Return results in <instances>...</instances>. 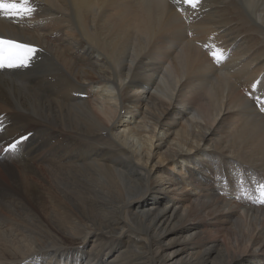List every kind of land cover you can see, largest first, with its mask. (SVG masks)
Returning <instances> with one entry per match:
<instances>
[{"label": "bare ground", "instance_id": "1", "mask_svg": "<svg viewBox=\"0 0 264 264\" xmlns=\"http://www.w3.org/2000/svg\"><path fill=\"white\" fill-rule=\"evenodd\" d=\"M31 3L0 15L36 49L0 68V264H264V0Z\"/></svg>", "mask_w": 264, "mask_h": 264}, {"label": "snow or ice", "instance_id": "2", "mask_svg": "<svg viewBox=\"0 0 264 264\" xmlns=\"http://www.w3.org/2000/svg\"><path fill=\"white\" fill-rule=\"evenodd\" d=\"M189 6L195 8L199 0H184ZM35 11L31 0H0V15L9 18L30 17ZM214 47V46H213ZM36 52V49L17 43L11 39H5L0 36V68L26 66ZM213 59L217 62L223 59V50L216 49L211 53ZM20 141L9 145L6 151H16ZM258 191L260 193L258 202L264 203V184H260Z\"/></svg>", "mask_w": 264, "mask_h": 264}, {"label": "rangeland", "instance_id": "3", "mask_svg": "<svg viewBox=\"0 0 264 264\" xmlns=\"http://www.w3.org/2000/svg\"><path fill=\"white\" fill-rule=\"evenodd\" d=\"M261 101V100H260ZM110 104H111V106L113 107V109L115 108V100L114 99H112L111 100V102H109ZM261 107H262V101H261V103L260 104H257V109L259 110V112H261ZM124 120H127L128 118H129V116H127V115H125L124 116ZM122 119H123V117H122ZM121 119V120H122ZM118 132L117 133H119L120 135H122V133H123V130H124V125H122V124H120L119 126H118ZM155 143V146H157L158 145V143H156V142H154ZM144 147H142L141 146V148L139 147V150H140V153H142V151H144ZM4 150V148H0V152H2ZM150 152H151V154H152V158H153V163L154 162H163V163H161V164H159L157 167H156V169H158V171H160L161 169H163V168H167V169H169L171 172H177L178 170L176 169H174L173 168V163H172V161L171 160H167L164 156H163V154H161V152L162 151H159L158 149H155V147H152V149L150 150ZM139 153V154H140ZM178 173V172H177ZM187 189H189V188H187Z\"/></svg>", "mask_w": 264, "mask_h": 264}]
</instances>
